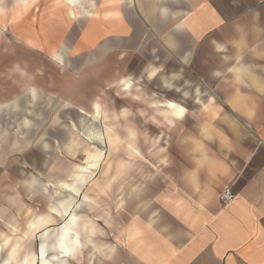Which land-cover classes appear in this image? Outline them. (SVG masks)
<instances>
[{
	"label": "crops",
	"instance_id": "0c3cea01",
	"mask_svg": "<svg viewBox=\"0 0 264 264\" xmlns=\"http://www.w3.org/2000/svg\"><path fill=\"white\" fill-rule=\"evenodd\" d=\"M102 6L84 15L89 21L78 41L60 38L66 23L58 13L46 15L40 34L32 24L15 33L63 69L88 67L95 88L101 66L107 72L114 65L109 59L121 60L122 72L111 69L102 81L119 97L90 94V109L75 107V120L65 121L67 107L51 112L59 99H49L46 109L51 96L31 87L0 101V264H264V0H104ZM29 10L9 24V13L0 20L21 26ZM147 84L150 93L141 88ZM87 112L154 123L150 130L128 124L118 147L127 154L122 172L91 176L73 194L72 228L63 223L65 213L33 227L35 215L52 216L49 186L70 182L86 149L100 152L94 170L104 159L99 141L79 137ZM109 133L118 136L110 122ZM141 138L163 163L154 161L161 168L151 176L143 169L144 177H126L130 158L145 157ZM34 145L39 152L31 153ZM59 189L66 191L59 187L53 198ZM226 189L229 202L221 198ZM53 226L65 237L43 232ZM68 230L74 237H66Z\"/></svg>",
	"mask_w": 264,
	"mask_h": 264
},
{
	"label": "rangeland",
	"instance_id": "374dc122",
	"mask_svg": "<svg viewBox=\"0 0 264 264\" xmlns=\"http://www.w3.org/2000/svg\"><path fill=\"white\" fill-rule=\"evenodd\" d=\"M14 1V2H13ZM104 1V0H103ZM102 0H36V2H33V4L29 5V12L27 15L24 16V22L20 26H11V25H5L2 26L0 24V101H9L11 98L15 99L16 96L20 97L22 95L26 94L27 89L34 88L37 91L42 92V94H45L48 97V100H45L43 103H48L46 106V109H49L50 103L49 99L56 100L59 99L60 102L55 105L51 112H55L61 109V107H67L65 110L66 118L65 121L75 120L73 119L76 115L75 107L77 108H84V110L88 111L90 109V97L95 96L96 94L99 95V99L103 98L106 100H114L113 96L119 97L117 95V92L109 91L112 88H107L105 85H102V81L105 77H107L111 69L114 70L116 73L122 72V62L121 60H117L116 58L109 59L108 63L111 62L114 63V65L110 66V71L105 70L106 66L103 67L102 70L99 72V78L101 79V84H99L100 80H98V85L94 86V81L90 79L89 69H80L78 71H73L71 69L62 68L61 65L53 61L47 53H45L43 50L34 47L32 45H29L24 40L20 39V37H16L15 33H18L20 30H23V26L29 27L30 24L33 25L34 30L38 32V34L41 33L42 24L44 23V20L46 19V15L50 14L54 15L56 13L62 14L65 18L66 27L60 31V38H64L65 35L72 36V39L75 40H81L79 32L83 29V24H87L89 21V18L84 17L85 14L88 13L89 10H93L94 12H100L103 10L104 6ZM13 3V4H10ZM15 0H0V17H2V14H10L12 11L16 10V4ZM36 3V5H34ZM33 5V6H31ZM31 6V7H30ZM18 10V9H17ZM69 12H74L75 15L72 17L69 15ZM117 14L116 12H114ZM107 13L104 14L106 16ZM56 16V15H55ZM9 17V15H8ZM7 17V18H8ZM14 21V20H13ZM11 20H7L8 24L13 22ZM29 21V23H27ZM100 21V20H98ZM79 31V32H78ZM57 38V36L55 37ZM107 60L101 59V61H98L99 64L103 62L105 64ZM107 64V63H106ZM91 66V65H90ZM117 70V71H116ZM125 72V70H124ZM101 74V75H100ZM95 77V76H94ZM128 81V80H127ZM126 82V81H125ZM129 82V81H128ZM129 89L131 87V83L129 82ZM146 88V92L150 93L151 91L148 89L150 88L149 85L142 86L141 88ZM107 88V89H106ZM109 89V90H108ZM113 89H117L116 87ZM122 89L128 91L127 89ZM90 94H92L90 96ZM101 97V98H100ZM104 101H102L103 103ZM25 104V103H24ZM63 104V105H62ZM105 105V102L103 103ZM121 104L120 102L118 103ZM41 108V105L39 106ZM38 107L36 109H39ZM115 108V107H114ZM84 116L80 118L81 122L79 123L78 130L80 131L79 137L85 142V141H93L95 145L96 141H99L101 144L100 149L103 152L104 159L101 161L100 165L96 170H94L96 167H92L88 164L89 159L85 156H79V159L76 164L75 170L73 172V178L70 182H60L55 183V186H49L50 192V201L49 204H51L49 211L47 213H51L52 216L48 218L51 220L50 222H45L48 219H44V223H53L56 221L57 218H59L62 213L67 214L66 219H64L65 225L67 227L72 228L73 223L69 222L70 215L72 213L71 210L74 208V196L73 194H78L80 192V189L83 185L86 184L88 179L92 177H105V174H114L115 171V163L118 161H122V158L124 156H127L126 152L123 153L121 149L118 150V152L114 153L113 160L109 159L110 163L112 164L110 169L107 172H103L105 161L107 160L108 156V150H107V143L105 139V126L110 122V125L112 126V130L118 134V136L121 138L122 141V135L127 136V125L129 124L131 128L133 126H137V130H139V126H146V128H152L153 127V119L152 118H146V119H138V118H129L125 119L122 117H111L106 119L103 118H93L90 115ZM50 117H48L47 121L43 126H46V123L48 122ZM161 121H166V119H161ZM48 124V123H47ZM136 130V129H135ZM153 130V129H152ZM90 132H93L96 134V137H93L95 135H91ZM39 135L38 138H36ZM41 133H36L34 139H40ZM135 140L138 141L139 135L135 134ZM141 136V135H140ZM151 136L153 137L154 134L151 133ZM143 137V135H142ZM86 143V142H85ZM150 143V144H148ZM138 144V143H137ZM86 145V144H85ZM138 146V145H137ZM141 153L145 155V157H141V162L138 160L139 158L133 159L130 158V161L127 162V172L125 173L126 177H144L143 169L145 170V176H151V172L153 169H160L161 167L159 165H155L154 161L157 162V164L161 163L162 160V153H158L157 149H154V145L151 144V142H148L147 140L141 138L140 145ZM91 151H96L95 149H86ZM39 152V150L34 145L32 147L31 153ZM99 152V151H96ZM126 154V155H125ZM87 155V154H86ZM68 160H66V163H68ZM85 160V166L78 167L77 165H82L83 161ZM163 163V162H162ZM91 169H93V172L90 173ZM142 169V172H140ZM4 171V168H3ZM40 174V173H39ZM84 175L87 174V177H77V175ZM117 174V173H115ZM114 174V175H115ZM37 177H41L38 174H33ZM119 175V174H117ZM75 177V178H74ZM114 177V176H113ZM119 177V176H116ZM51 182H53L52 177ZM56 187V188H54ZM59 187L66 188V191L64 189H59V193L56 195L55 198H53L54 193H57V190ZM68 188V189H67ZM62 190V191H61ZM64 199V200H63ZM85 200L86 199L84 197ZM59 202V205L61 206V211L57 209V203ZM63 209H65L63 211ZM45 213L44 215H46ZM24 218V216L20 217ZM42 216L41 214L35 215L33 219V227H36L37 224H41L42 222H39L41 220ZM37 219V220H36ZM23 222V221H21ZM31 222L29 223V227H31ZM58 226H53V228L45 230L43 232L48 233L50 232V236H60L58 234ZM68 233L70 232V235H66L67 238L74 237V233H72V230H68ZM61 234V233H60ZM42 234L40 235V237ZM70 250V248H69ZM69 252V251H68ZM69 255V254H68ZM66 255V256H68ZM73 264V263H68ZM85 264V263H82ZM99 264H104L99 263Z\"/></svg>",
	"mask_w": 264,
	"mask_h": 264
},
{
	"label": "bare ground",
	"instance_id": "6f19581e",
	"mask_svg": "<svg viewBox=\"0 0 264 264\" xmlns=\"http://www.w3.org/2000/svg\"><path fill=\"white\" fill-rule=\"evenodd\" d=\"M15 4H16V10L15 11H12L10 14H9V17L7 18V20H11V21H13V20H15L20 14H21V12H24V11H27L28 9H29V5L30 4H33V2H36V0H15ZM1 8V7H0ZM18 9V10H17ZM115 14V13H114ZM69 15L72 17L73 15H75L74 14V12H69ZM106 16H107V14H106ZM0 21H2V20H0ZM1 25H3V26H5V21L3 22H1L0 23ZM129 82L128 81H126V82H123V88H125V89H127V90H129V85L130 84H128ZM168 101V100H167ZM169 107H171V106H169ZM182 107H180L179 105H177V113L178 114H180V109H181ZM176 110V109H175ZM167 121H169L170 122V119L169 118H167ZM108 132V131H107ZM105 135H107V134H105ZM107 139H108V141H109V147L111 148V152H114V153H116L117 151H118V147L120 146V144H121V140H120V138L117 136V135H110V133H109V135H107ZM131 144V143H130ZM132 145V144H131ZM108 147V148H109ZM110 148L108 149V150H110ZM109 152V151H108ZM113 153V154H114ZM86 154H87V159H89V162H88V164L90 165V166H92V167H95V163L97 162V159L99 158V156H100V152H96V151H91V150H87L86 151ZM112 154V153H111ZM112 154V155H113ZM130 156H137V152H136V150L135 149H132V148H130V150H129V153H128ZM111 163H110V161H109V159L108 160H106V162H105V164H104V170H103V172H107L109 169H110V167H111ZM114 168H115V171H114V173H117V174H120L121 172H122V169L124 168V166H123V162L122 161H118V162H116L115 163V166H114ZM79 175V174H78ZM79 176H81V175H79ZM82 177H84V176H82ZM75 178V177H74ZM80 178V177H79ZM85 178V177H84ZM68 189V188H67ZM86 199H88V197H86V196H84ZM37 220V219H36ZM69 222H71V223H74L75 222V220H76V215H75V213H72L71 215H70V218H69ZM45 220L43 219V220H39V222H44ZM51 220H49V222H50ZM45 222H48V221H45ZM65 234L67 235V233L65 232ZM61 237H65V236H61ZM60 241V240H59ZM74 242V241H73ZM78 242V241H77ZM62 243V242H61ZM59 245V244H58ZM58 248H59V246H58ZM62 250H65V252H68V250H69V246L67 245V244H63V246H62ZM66 254V253H65ZM64 256V255H63ZM42 257V256H41Z\"/></svg>",
	"mask_w": 264,
	"mask_h": 264
},
{
	"label": "built area",
	"instance_id": "2783aa9c",
	"mask_svg": "<svg viewBox=\"0 0 264 264\" xmlns=\"http://www.w3.org/2000/svg\"><path fill=\"white\" fill-rule=\"evenodd\" d=\"M221 198L224 202H229L233 199V194L230 189H226L223 191Z\"/></svg>",
	"mask_w": 264,
	"mask_h": 264
},
{
	"label": "snow or ice",
	"instance_id": "6c2138e0",
	"mask_svg": "<svg viewBox=\"0 0 264 264\" xmlns=\"http://www.w3.org/2000/svg\"><path fill=\"white\" fill-rule=\"evenodd\" d=\"M180 111H181V112H183V111H184V109H183V108H181V109H180Z\"/></svg>",
	"mask_w": 264,
	"mask_h": 264
}]
</instances>
